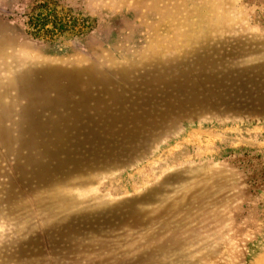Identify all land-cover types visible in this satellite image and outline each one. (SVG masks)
I'll return each instance as SVG.
<instances>
[{"label": "rangeland", "instance_id": "1", "mask_svg": "<svg viewBox=\"0 0 264 264\" xmlns=\"http://www.w3.org/2000/svg\"><path fill=\"white\" fill-rule=\"evenodd\" d=\"M0 264H264V0H0Z\"/></svg>", "mask_w": 264, "mask_h": 264}, {"label": "trees", "instance_id": "2", "mask_svg": "<svg viewBox=\"0 0 264 264\" xmlns=\"http://www.w3.org/2000/svg\"><path fill=\"white\" fill-rule=\"evenodd\" d=\"M45 22V19L44 17L40 16L39 14H36V16H34V23H33V26L36 27V26H45L46 23ZM41 30V29H40Z\"/></svg>", "mask_w": 264, "mask_h": 264}]
</instances>
